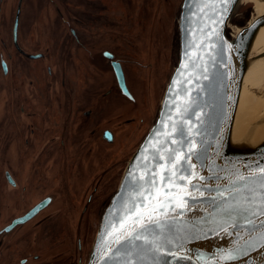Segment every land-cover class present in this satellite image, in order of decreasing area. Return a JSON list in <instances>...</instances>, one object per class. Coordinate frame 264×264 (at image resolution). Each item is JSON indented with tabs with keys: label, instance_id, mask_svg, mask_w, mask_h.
<instances>
[{
	"label": "water",
	"instance_id": "water-1",
	"mask_svg": "<svg viewBox=\"0 0 264 264\" xmlns=\"http://www.w3.org/2000/svg\"><path fill=\"white\" fill-rule=\"evenodd\" d=\"M252 9L244 0H183L179 63L155 124L108 199L87 264H264V116L242 138L233 134L247 73L264 60V54L252 57L264 15L237 36L229 33ZM17 20L16 43L20 11ZM114 68L129 97L121 65ZM168 169L177 173L174 183L163 179ZM181 172L183 180L177 178ZM51 202L5 232L27 224ZM152 208L159 226L148 225L143 239L126 246L113 243V234Z\"/></svg>",
	"mask_w": 264,
	"mask_h": 264
},
{
	"label": "rangeland",
	"instance_id": "rangeland-1",
	"mask_svg": "<svg viewBox=\"0 0 264 264\" xmlns=\"http://www.w3.org/2000/svg\"><path fill=\"white\" fill-rule=\"evenodd\" d=\"M16 1L17 0H4L3 3L0 2V10L2 11V13H0V54L5 53V59L9 63L10 71V80H8L2 71L0 60V103L2 105H0V109L1 107L2 109L6 108V111H0V124L3 125V130L5 131L7 130L5 126L9 124V122L7 123L8 120H12L11 122L14 123V125L8 129L6 137H4V135H0V184L2 185L0 190V212L7 213L5 210H10V212L5 215V218L20 216L23 214L20 210H24L26 206L27 209L30 208L32 206V202L43 200L48 193H61L63 195L61 199H64L65 201H62L58 206L54 205L53 211H49L50 213H48L50 215L59 209H63L62 217L56 221L58 225L63 228H60V230L64 231L65 235L70 228L74 231V233L77 232L78 234L77 226L79 223L78 215L80 208L77 207L76 201L80 194L77 192L80 191V188L83 191L84 197L82 202H79V206L83 204V208L85 202H87L88 196L92 192L91 189L97 184H100V187L103 185L102 187L104 189L102 191H104V193L109 189V195L106 198L107 200L101 204L97 203L95 210H93V214L89 217L85 226V230L86 228L89 230V245L87 255L85 256L82 264H87L99 230L103 212L109 205L108 198H111L117 191L128 162L132 159L138 146H140L141 142L148 134V131L155 124L160 110L157 111L156 109L155 117H153L152 120H142V117L140 116L141 112H138L139 115H137V113L134 117H132L135 121L130 126L122 128V121L118 115L115 117L111 116L117 110H119L118 112H123V110H131L133 107L126 100H121V98L118 99L117 95H119V89H115L116 100L111 102L110 105L104 104L100 107V110L96 112L98 120H101V117L105 119L104 123L100 124L98 127L97 134L99 135L100 140L97 142L98 147L96 155L90 159H85L84 157L80 159L79 167L77 164L78 168L74 172H66L63 169V162L66 161V158L71 159L69 154L71 149H68L67 152L64 153L62 150L63 148L59 147L61 140L59 141V139H53L52 136L47 133L44 136L42 135L43 138L35 136V142L28 144L27 147V144H25L26 137H11L17 134L14 133V130L16 129V126L19 125L18 118L22 121H19L20 124L24 125L19 126L23 128L28 125L32 126V118L27 116L20 117L19 111H16V115L14 114L13 98L16 97V91L12 87L13 83L10 82L14 73L27 72V77L24 78L23 85L20 87L21 91H29L30 94L31 92L35 93L31 84L34 81V87L37 88L36 92L40 88V94H43V96H38L39 101L42 100V103H52L53 105L56 104L47 100L51 97L56 98L60 95V89L65 81L62 78L65 74L67 78V86H70L71 89L80 87L86 90L88 88L87 91L93 89L91 86L95 84L93 78L98 77V79L100 78L102 81L110 85H112V78L115 80L110 73H105L106 70L102 64L95 63L90 58H87L88 53L86 50L88 49V51H90L89 45L94 43L92 38L93 32L88 29H83L84 31H81L80 37H82V40L85 43H83V45L86 48L83 52V56L86 57H83L82 60L85 66H87V60L91 61V66H89V70H85L84 68L85 71L82 72L81 77L73 74L71 70H65L66 58L61 57L62 61L58 60L55 54V49H52V55L47 62L41 61L29 63L21 59L19 61L14 60V58L11 62L8 58L12 55L10 28L13 27V22L15 21V13L17 10ZM111 2H113V6L111 4H107V0H99V2L98 0L95 1L96 4L94 7L97 6L99 8L97 11L99 12L97 15V22L99 23L97 24V22L93 19L96 14L92 15L94 11L90 6V0H83V11H81L82 22L86 25L92 21L93 25H98V31H95L98 35L96 40L97 50H101L103 48L102 51H105L106 49L104 48H108L119 58H122L125 63H127L125 66L128 69L129 86L136 96L137 93L144 96V98L141 97L143 101L146 97V93L152 88L150 83L154 84L156 79L152 76V71L159 72V69H162L167 75L163 91L165 94V90L174 69L178 65V58L173 51V40L177 43V39L175 38L179 36V32H177L176 22L177 20L180 21L183 0H111ZM62 3H69L73 7L76 5L77 1L50 0V6L47 7L46 11H43V7H46V0L29 1L28 6L24 7L25 11L23 14L21 28V36L24 43L27 42L30 45L32 44L36 46L40 42V45L43 48L42 50H45L43 42L48 41L52 48L54 45H60L63 47L62 42H64L69 45V47L72 46L71 48L73 49L74 41L71 39H74V37L70 35L69 30L63 25L62 19L58 14L59 5L62 9L64 8ZM107 9L115 10L113 14H106ZM152 9H154V11H151ZM73 15H75L74 11L71 13L72 17H74ZM255 16L256 14L253 9L248 11V13H243L234 21L231 26L232 31L229 33L231 34L233 32L235 34L236 30L247 26ZM245 19L247 20L246 22L244 21ZM111 22H114L112 27L109 26ZM241 23L243 25H241ZM111 34H113L114 39H111V42H109L107 40V35H109L108 38H111ZM174 50L176 51V44ZM49 69H52L53 75H51V77L48 74ZM79 79H83V81L80 82ZM139 88L141 89V92L139 91ZM96 89L98 91V95L102 98L103 95L106 94L107 89H110V86L106 89L104 87L100 88V86L97 85L95 90ZM163 93L160 90L159 101L161 102V99H163L164 96ZM30 94L27 96H21L27 99L23 104H26V106L34 105L35 110H41V107H44V104L40 107L36 106L31 102L33 97ZM84 98V105L89 109L90 105L86 102V99H89V97L85 96ZM157 100H155L153 107H155ZM148 104L149 102H147V106ZM4 105L6 107H4ZM19 107L20 105L17 109ZM36 113L40 112L36 111ZM69 114L70 111L67 112V115ZM52 117V123L55 121V126H57L56 121L60 122L59 114L57 113L56 115H52ZM65 117L67 116L65 115ZM65 117L63 119H65ZM65 121V123L69 122L68 119H65ZM89 127L90 126H88V128ZM108 127L115 129L118 133L116 148H112L107 143L104 144V140L102 139L101 134H99L102 129H106ZM77 129L78 125L70 122V125L65 127L66 134L63 138L67 142L71 139V141L68 142L70 146L77 141L76 143L78 146L83 149V147L87 146V144L91 141L88 135L84 136L81 134L78 137ZM26 134L31 135V131H27ZM36 134L38 135V132ZM57 135L59 134L57 133ZM31 146H34L33 156H31L29 152V148ZM78 152L80 154L82 153L80 148ZM104 155H106V157ZM32 158H34L33 171L30 170L32 166V164L30 165ZM57 163L61 164L57 165ZM58 169H60V172H58ZM6 171H10L12 175L16 177L21 188L29 186V189L33 192H30L33 197H30L27 203L22 200L20 191L17 195H14V190L10 187H6L7 183L4 176ZM57 172L59 174L61 173L60 177L55 176ZM79 174H82L81 179ZM111 178H113V185L107 186L105 189L104 186L109 184V180ZM65 182L69 186L68 188L65 186ZM71 184L73 185V188ZM71 189H73V191ZM71 193H74L75 195L71 197ZM99 194L102 195V192ZM14 196L18 200V204L11 203V201L16 200ZM70 210H75L74 212L77 213V216L74 217L73 213V215H70ZM55 226L56 225H54V227ZM15 234L17 233H14L12 236L17 237ZM17 239L20 238L17 237ZM25 245H27L28 249L30 248L29 244ZM52 252L55 253L53 250ZM75 256L76 247L73 240L72 249L67 245L65 264H70L69 262H71V258ZM24 257L25 256L23 254L19 259ZM54 258L55 257L52 255L49 257L50 260H53Z\"/></svg>",
	"mask_w": 264,
	"mask_h": 264
},
{
	"label": "flooded vegetation",
	"instance_id": "flooded-vegetation-1",
	"mask_svg": "<svg viewBox=\"0 0 264 264\" xmlns=\"http://www.w3.org/2000/svg\"><path fill=\"white\" fill-rule=\"evenodd\" d=\"M29 1L30 0H17L16 1L17 10L15 13V21L13 22V27L10 28V33H11L10 44L12 46V49H11L12 55L8 58L11 62L13 58L14 60L19 61L21 59L29 63H35V62H41V61L47 62L48 59L52 55V49H55V54L58 60H61V57L66 58L65 70L66 71L71 70L73 74L81 77L82 72L85 70H89V66H91L90 64L91 61L87 60V66H85L82 60L83 57L84 58L86 57V56H83V52L84 50H86V48L83 45L84 42L82 40V37H80L81 31H84L83 29H88L93 32L92 38H93L94 43L91 44L90 42L91 44L89 45L90 51H88V49L86 50V52L88 53L87 58L88 59L90 58L95 63L102 64V66L106 70L105 73H110L111 76L115 78V80L112 78V82H111L112 85L102 81L100 78L98 79V77L93 78V81L95 83L94 85H91L93 89L87 91L88 88L86 90L80 87L71 89L70 86H67V82H66L67 78L65 74V76L62 78L65 81L63 82V86L60 89L61 91L60 95L56 98L51 97L47 100V101L54 102L56 104V105H53L52 103L51 104L49 103L46 104L45 102L42 103V100L39 101L38 96H43V94H40V88L38 89L39 92L38 90L36 92L37 88L34 87L35 86L34 81L31 84H32V89L35 90V93L31 92L30 94L29 91L23 92L20 90V87H22L23 85L24 78L27 77V72L14 73L11 77L10 82L13 83L12 87L16 91L15 93L16 97L13 98L14 114L16 115V111H19L20 117L27 116V117L32 118L31 119L32 126L28 125L27 127H24V128L21 127L24 125L20 124L19 121H21V119L18 118V124L21 126L19 125L16 126L14 133H17V134L11 137H15V136H20V137L24 136V138L26 137L25 144H27V147H28V144H32L35 142V139H34L35 136H38V138H43V136L47 133L51 135L53 139H59V141L61 140L59 147L63 148L62 150L64 151V153L67 152L68 149H71V151L69 152L71 159L66 158V161L63 162V165H64L63 169L66 172L67 171L74 172L79 167L80 159H82L83 157L85 159H90L96 155V150L98 147L97 142L98 140H100V137L97 134L98 127L100 124L104 123L105 121L103 117H101L102 118L101 120L100 119L98 120L96 116V112H98L100 110V107L103 106L104 104L110 105L111 102H114L116 100L115 99V96H116L115 89L117 88L119 89V92H118L119 95H117L118 99L121 98V100H126L133 107V109L123 110V112H118L119 110H117L113 113L111 117H115L118 115V117L122 121V128L128 127L135 121L132 119V117H134L138 112H141L140 116L142 117V120H152V118L155 117L156 109L157 111L160 110V104H161V101H159L160 90L163 93L167 75L165 71L163 72V70L159 68L158 69L160 73L157 71H152V76L156 78L154 84L150 83V86H152V88L150 89L149 92L146 93V97L144 101L141 98V97L144 98V96L139 95V93H137V96H138L137 98V96L132 92V89L129 86L128 69L125 66L127 65V63H125V61L122 58H119L116 54H114L108 48H104L106 49L105 51H102L103 48L101 50H97L96 40H97L98 35H97V32L95 31H98V25L97 26L93 25L92 21L87 23L86 25L82 22L81 11H83L82 10L83 0H75L77 1V3L73 7L69 3H65V4L62 3L64 7L63 8L64 11L60 5L58 8V14L60 15L62 19L63 25L69 30L70 35L74 37V39H71L72 41H74L73 49L71 48L72 46L69 47V45H67L64 42H62L63 47L60 45H54L53 48L52 46L49 45L48 41L43 42L45 46V50H42L43 48L40 45V42L36 46L32 44L30 45L27 42L24 43L22 40V36H21V28H22L23 14L25 11L24 7L28 6ZM95 1L97 0H90V6L92 7L94 11L92 15L96 14V16L93 19L94 21L97 22L98 20L97 15L99 13L97 11L99 10V8L97 6L94 7V5L96 4ZM0 2L3 3L4 0H0ZM112 3L113 2H111V0H107V4L109 5L111 4L113 6ZM49 6H50V0H46V7H43L44 9L43 11H46L47 7ZM114 10L115 9H107L106 14H113ZM19 11H20V21H19V30H18V36H17L18 40L16 43V41L14 40V35H15L16 22L18 21L17 18H18ZM73 11L75 14L73 15L74 17L71 16V13H73ZM151 11H154V9H152ZM0 13H2L1 10H0ZM244 21L246 22L247 20L245 19ZM98 23L99 22H97V24ZM113 23L114 22H111L109 26L112 27ZM242 23L241 25L244 24ZM176 25H177V32H179L178 33L179 36H177L176 38L174 37L175 39H177V43L175 40H173V43H174L173 51L175 52L176 57L178 58V63H179L180 53H181V44H180V28H179L178 20L176 22ZM108 36L109 35H107V40L111 42V39L112 40L114 39L113 34H111V38H108ZM175 44H176V51L174 50ZM2 52L4 53L3 50ZM5 57H6L5 53L0 54L1 67H2V71L4 75L6 76V79L10 80L9 63L5 59ZM115 63H119L123 69V73H124L125 80H126V85L130 93L129 97L126 96L120 88V85L118 83V79L116 76V71L114 68ZM139 64L142 65L141 63ZM5 68L7 70V73L5 72ZM48 74L50 75V77L51 75H53L52 69H49ZM156 80H157V83H156ZM82 81L83 79L80 80V82ZM97 85L100 86V88L104 87L106 89L110 86V89H107L106 94L103 95L102 98H100L101 96L98 95L97 89L95 90V88H97ZM145 90H146V87H145ZM139 91L141 92L140 88H139ZM29 94L32 95L33 97L31 102L34 103L36 106L40 107L42 104H44V107H41V110L39 109L35 110L34 105L26 106V104H23L24 101L27 99L21 96H27ZM85 96L89 97V99H86V102L90 105L89 109L84 105ZM155 100H157V102L155 104V107H153ZM147 102H149L148 106H147ZM19 105L20 107L17 109ZM4 107L6 106L4 105ZM0 111L1 112L6 111V108L2 109L1 107ZM36 111L40 113H36ZM68 111H70L69 115H67ZM57 113L59 114L60 122L56 121L57 126H55V121L52 123V118H53L52 115H56ZM65 115L67 117H65ZM137 115H139V113ZM64 117L65 119L69 120L68 123H65L66 121L65 119H63ZM11 121L9 120L7 121V123L9 122V124L5 126L7 128V130L5 131L3 130V125L0 124V135H4V137L7 136L8 129H10L14 125V123H12ZM70 122H72L73 124L76 123L78 125V129H77L78 137L81 134H83L84 136L88 135L91 141L89 144H87V146H84L83 149L80 146H78V144L76 143L77 141L74 142L72 146H70L68 142H70L71 139L67 142L63 138L65 137V134H66L65 127L69 126ZM88 126L90 127L88 128ZM45 128H47L48 130ZM27 131H31V135L26 134ZM36 131L38 132V135L36 134L37 133ZM57 133L59 135H57ZM99 134H101L102 139L104 140L103 141L104 144L107 143L112 148H116L118 133L115 129L108 127L106 129H102L99 132ZM79 148L82 152L81 154L78 152ZM33 149H34V146H31L29 148V152L31 156H33ZM104 156L106 157V155ZM33 159L34 158H32L30 162V165L32 164L31 169H30L31 171H33V168H34ZM60 164L57 163V165H60ZM77 164H78V167H77ZM79 171H80V168H79ZM58 172H60V169H58ZM58 172L56 173L55 176L60 177L61 173L59 174ZM4 176H5V181L7 183L6 187H10L12 190H14L13 191L14 195H17L18 192L20 191L22 200L26 203L28 202V199H30V197H33V195L31 194L33 192L31 191V189H29V186L21 188L16 177L12 175L10 171H6ZM79 177L81 179L82 174H79ZM112 185H113V178H111L109 180V184L105 185L104 187L106 189L107 186H112ZM65 186L67 188L69 187L66 182H65ZM71 186L73 188L72 184ZM102 186L100 187V184H97L95 185V187L91 189L92 192L88 196L87 202H85V205L83 208H82L83 204L79 206V202H82V199L84 197L83 191L80 188V191L77 192L78 194H80V196L78 197L76 201L77 207L80 208V212L78 215L79 223L77 226L78 234L77 232L74 233V231L71 230L70 228L68 229L65 235H64V231L60 230V228L61 229L63 228L62 226L58 225L56 221H58V219L62 217L63 209H59L56 212H53L49 215L50 213L49 211H53L54 205L58 206L62 201H65L64 199H61L63 197L61 193H58V194L53 193V192L48 193V195L43 200L32 202V206L30 208L27 209V206H26L24 210H20V212L23 213L20 216H13L11 218L10 217L5 218V215L8 214L10 210H5L7 211V213L0 212L1 213L0 214V264H65L66 248L68 245L72 249L73 240H74V245L76 247V256L71 258V262L69 263L70 264H82L85 256L87 255L88 245H89V230L87 228L85 230V226L89 220V217L93 214V210H95L97 203L99 204L103 203L105 200H107L106 198L109 195V189L105 191L104 193V191H102L104 189ZM1 187L2 185L0 184V190H1ZM71 190L73 191V189ZM100 192H102V195L99 194ZM74 195H75L74 193H71V197H73ZM48 199L52 200L51 205L46 210L41 212L36 218L32 219L30 222H28L27 224L23 226L17 227L15 231H12L9 234L5 232V230L9 228L14 221L24 218L31 211H33L38 205H40L41 203H43L44 201ZM11 203L18 204L19 202L16 198V200L11 201ZM74 211L75 210H70L69 214L71 215L73 213L75 217L77 216V213ZM54 225L56 226L54 227ZM14 233H17L15 235H17V237L20 239H17V237H13L12 235ZM25 244H29L30 248L28 249L27 245ZM52 250L55 253H53ZM23 254L25 257L19 259ZM51 255L55 257L53 260L49 259Z\"/></svg>",
	"mask_w": 264,
	"mask_h": 264
},
{
	"label": "bare ground",
	"instance_id": "bare-ground-1",
	"mask_svg": "<svg viewBox=\"0 0 264 264\" xmlns=\"http://www.w3.org/2000/svg\"><path fill=\"white\" fill-rule=\"evenodd\" d=\"M253 8L257 18L264 15V0H244ZM239 34L240 29L236 30ZM256 51L252 57H259L264 54V28L257 37ZM264 116V60L257 61L248 71L242 92V98L238 109L234 127V137L246 132L257 120Z\"/></svg>",
	"mask_w": 264,
	"mask_h": 264
},
{
	"label": "snow or ice",
	"instance_id": "snow-or-ice-1",
	"mask_svg": "<svg viewBox=\"0 0 264 264\" xmlns=\"http://www.w3.org/2000/svg\"><path fill=\"white\" fill-rule=\"evenodd\" d=\"M169 162L170 163L173 162V157L171 156L169 157ZM184 163H186V161H184ZM167 171L169 175L163 177V179L166 182L174 183V181H172V177L176 176L177 173L175 171H172V169H168ZM183 172H188L189 176L192 175L191 171L188 168H184ZM183 172H181L180 175L177 177L178 179L180 180L184 179ZM141 179H143V177H141ZM149 183L151 184L153 188H155L156 181L154 179L149 181ZM262 187H264V185H262ZM193 188H195V185H193ZM165 200L169 204L172 203V201L167 200V194H165ZM177 206H182V203ZM160 207L164 208L166 207V205L161 204ZM146 213H147L146 215L138 214L136 216V219L132 222L131 225H129L125 229H122L118 234H113V243L120 246L123 241L124 245L126 246L127 244H131L133 241L143 239V231H147L148 225L159 226L160 220L157 218V209L152 208L151 211L146 210ZM137 225H139V228H140L139 231L137 229ZM262 240H264V236H262ZM262 247H264V244H262ZM129 264H131L130 261H129Z\"/></svg>",
	"mask_w": 264,
	"mask_h": 264
}]
</instances>
